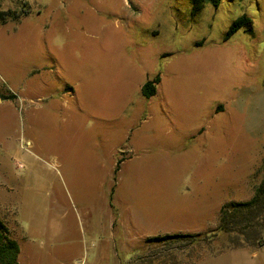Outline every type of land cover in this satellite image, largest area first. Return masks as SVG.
<instances>
[{"label":"rangeland","instance_id":"374dc122","mask_svg":"<svg viewBox=\"0 0 264 264\" xmlns=\"http://www.w3.org/2000/svg\"><path fill=\"white\" fill-rule=\"evenodd\" d=\"M0 11L19 16L0 24V219L18 264L69 262L114 184L137 233L208 234L159 241L149 260L169 249L173 264H264V229L209 235L264 169V0H0ZM241 15L250 25L226 38Z\"/></svg>","mask_w":264,"mask_h":264},{"label":"crops","instance_id":"0c3cea01","mask_svg":"<svg viewBox=\"0 0 264 264\" xmlns=\"http://www.w3.org/2000/svg\"><path fill=\"white\" fill-rule=\"evenodd\" d=\"M113 193L111 188L106 200L87 209L82 248L79 245H69L63 251L64 258H68L69 262L63 261L61 264H173L172 258L175 256L169 255V249L163 250L165 255L159 259L149 260L148 255L151 252L154 254V247L159 242L153 240L154 237L173 234L157 235L143 231L137 233L138 229L132 225L134 222L122 217V212H126V209L117 205ZM197 232L202 231H195L196 234ZM85 236L90 237L89 251ZM236 251L238 250H228L221 255H232ZM201 261L202 259L199 264ZM180 264H191L190 255L187 259L183 256Z\"/></svg>","mask_w":264,"mask_h":264},{"label":"trees","instance_id":"16d2710c","mask_svg":"<svg viewBox=\"0 0 264 264\" xmlns=\"http://www.w3.org/2000/svg\"><path fill=\"white\" fill-rule=\"evenodd\" d=\"M195 2H204L205 0H194ZM214 7H217L221 0H207ZM18 14L14 11H0V24H4L9 20L18 19ZM250 19L246 15H241L230 24L226 33V38H229L239 29L250 25ZM159 76L152 80H147L141 87V92L144 97L150 98L156 92V85L159 82ZM0 99H7L6 96L0 94ZM120 161L116 162L115 174L118 171ZM114 182L116 176L113 178ZM115 185V184H114ZM114 185L112 191L114 190ZM264 229V169L262 177L250 199L245 201H231L220 208L218 223L209 234L212 238L218 235H232L234 233L246 232L252 234V239H257L261 235V230ZM202 234H173L160 237H154L156 241H166L175 239H191L196 237H206ZM211 239V238H210ZM20 247L18 242L9 234V229L5 222L0 219V264H18V255Z\"/></svg>","mask_w":264,"mask_h":264}]
</instances>
